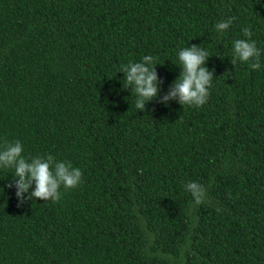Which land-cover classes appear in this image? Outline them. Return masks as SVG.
<instances>
[{
  "label": "trees",
  "instance_id": "obj_1",
  "mask_svg": "<svg viewBox=\"0 0 264 264\" xmlns=\"http://www.w3.org/2000/svg\"><path fill=\"white\" fill-rule=\"evenodd\" d=\"M243 26L264 49V0H0V142L82 171L55 202L4 189L0 264H264V53L231 64ZM187 44L207 102L136 111L114 73L153 55L166 91Z\"/></svg>",
  "mask_w": 264,
  "mask_h": 264
},
{
  "label": "clouds",
  "instance_id": "obj_2",
  "mask_svg": "<svg viewBox=\"0 0 264 264\" xmlns=\"http://www.w3.org/2000/svg\"><path fill=\"white\" fill-rule=\"evenodd\" d=\"M234 19L228 17L217 21L213 26L217 34L222 36ZM240 31L242 38H236L230 44L231 64L239 62L246 64L251 70H260L264 49L258 47L256 40L252 38L250 26H243ZM209 57L208 50L196 44L178 48L177 62L172 64L177 65L180 71L166 91L162 89L163 81L156 71V65L160 63L156 62L153 55H144L137 61L129 60L114 73H122L118 91H129L130 94L125 99L131 97L136 111L143 112L153 100L165 107L175 101L182 108H198L207 102L214 78L213 70L206 66ZM0 169L10 170L3 178L7 179V183L0 187V194L5 188L14 189L17 206L36 198L55 202L60 199L61 189L77 187L82 178L79 167L73 166L69 161L57 159L52 153L25 155L24 146L19 139L0 142ZM184 187L196 202L200 201L204 192L202 185L196 181H188Z\"/></svg>",
  "mask_w": 264,
  "mask_h": 264
}]
</instances>
